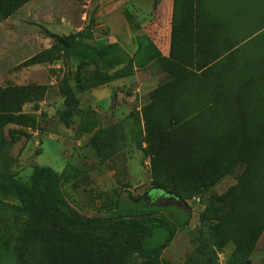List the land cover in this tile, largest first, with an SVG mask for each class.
I'll return each instance as SVG.
<instances>
[{
    "label": "rangeland",
    "instance_id": "rangeland-1",
    "mask_svg": "<svg viewBox=\"0 0 264 264\" xmlns=\"http://www.w3.org/2000/svg\"><path fill=\"white\" fill-rule=\"evenodd\" d=\"M158 1L0 0V175L25 180L37 165L75 167L61 191L82 217L105 218L97 208L138 196L148 208L190 216L162 259L207 264L205 248L212 264H264V0H168L179 66L148 40L165 55L171 9L156 11ZM83 30L92 44L117 43L134 66L128 79L80 95V110L103 115L112 98L103 125H127L156 95L170 105L153 175L146 141L129 144L128 175L117 177L86 148L77 121L67 129L57 119L60 85L73 80L78 62L64 58L52 36ZM154 183L182 201L151 191ZM135 243L126 232L86 230L35 211L0 214V264H147Z\"/></svg>",
    "mask_w": 264,
    "mask_h": 264
},
{
    "label": "trees",
    "instance_id": "trees-1",
    "mask_svg": "<svg viewBox=\"0 0 264 264\" xmlns=\"http://www.w3.org/2000/svg\"><path fill=\"white\" fill-rule=\"evenodd\" d=\"M159 6L164 15L171 9L169 38L167 44L162 45L165 55L153 42L151 36L148 37V40L161 58L171 57V60H175V65L179 66L176 56L177 37L172 32L174 3L172 6L168 0L158 1L156 11ZM52 38L55 47L63 53L64 58L78 62L73 80H64L60 85L59 94L63 100V110L56 114L58 121L67 129L77 121L78 136H88L85 146L96 152L94 157L100 165H107L109 160L115 158L129 144L146 141L147 156L150 157L151 174L153 175L156 171V159L159 157V151L163 148V144L156 143V139L159 141L162 139L159 132L171 125L173 120L166 98L163 95H156L149 99L148 103L157 99L163 100L167 120L160 125L151 116L154 111L144 108L142 118L146 127V135L138 141L135 138L140 133H135L134 128H128L123 123L103 126L95 111L80 110L79 95L130 77L134 62L121 51L117 43L92 44L93 36L89 30L72 33L68 36H52ZM89 67H92L93 70L88 71ZM132 117L135 121L134 124L138 125L139 115L135 113L130 116V118ZM118 127L121 132L117 131ZM214 167L216 166H210L209 175L210 181L216 180V183L219 180V172ZM77 171L75 167L68 168L66 166L61 173H56L50 168L37 165L25 180L13 174L0 175V214L10 213L18 219L35 211L86 230L104 229L126 232L136 239L135 252L145 263L173 264L162 259L161 255L171 245L177 232L182 231L189 224L190 216L185 211L161 207L148 208L143 196H138L120 198L116 200L114 206L109 208L105 206L97 208V213L104 214L105 218L82 217L69 205L61 191L62 185L74 175L76 176ZM154 187L151 191L159 190L175 200L182 201V197L176 189L167 191L157 183H154ZM204 251L205 248L202 253L206 256L207 264H212ZM183 264L206 263L194 256H189Z\"/></svg>",
    "mask_w": 264,
    "mask_h": 264
},
{
    "label": "crops",
    "instance_id": "crops-1",
    "mask_svg": "<svg viewBox=\"0 0 264 264\" xmlns=\"http://www.w3.org/2000/svg\"><path fill=\"white\" fill-rule=\"evenodd\" d=\"M129 78V77H128ZM126 78V79H128ZM124 80V79H123ZM121 81V80H119ZM115 82H118V81H115ZM114 83V82H113ZM112 84V83H111ZM111 84H109L108 86L106 87H109L111 86ZM89 93V92H88ZM86 94V93H85ZM83 95V94H82ZM80 96V95H79ZM115 96V94H114ZM110 97L111 96V93H110ZM79 102H80V99H79ZM149 102V101H148ZM146 103L144 106H142L140 109H137L136 110V114L139 115V123L138 125H135L134 124V120H133V117L132 119L129 117V124L126 125V121L127 119L125 120H122L120 121L119 123H116V124H121L123 123L124 126L126 127H132L134 128L135 130V133H140L139 136H137V138H135V140H140L142 137H144L146 135V127H145V123H144V119L142 118V111L144 108H147V110H153V115L152 118L155 122L159 123L160 125L162 123H165L166 120H167V113H166V110H165V105H164V102L162 99H157L156 101L154 102H151V103ZM112 105H113V100L111 98V107L109 108L108 112H105L103 115H101L98 110H96L95 108H92L91 110L95 111L98 116L100 117L101 119V124L103 125V119L102 117L104 115H112L113 111L110 112V110L112 109ZM80 106V105H79ZM80 108V107H79ZM110 125V124H109ZM104 126V125H103ZM158 126V125H157ZM155 129V128H154ZM117 131L121 132V129L118 127L117 128ZM84 137H88V136H82L81 138H84ZM127 149V148H126ZM126 149H124L121 153H119L115 158H113L112 160H109L106 164L108 166H110L112 168V171H115V176L117 177H122L124 178V176H127V163L126 161L123 159V157L127 154L126 153Z\"/></svg>",
    "mask_w": 264,
    "mask_h": 264
},
{
    "label": "water",
    "instance_id": "water-1",
    "mask_svg": "<svg viewBox=\"0 0 264 264\" xmlns=\"http://www.w3.org/2000/svg\"><path fill=\"white\" fill-rule=\"evenodd\" d=\"M161 195H162V196H164V194H163V193H161Z\"/></svg>",
    "mask_w": 264,
    "mask_h": 264
}]
</instances>
